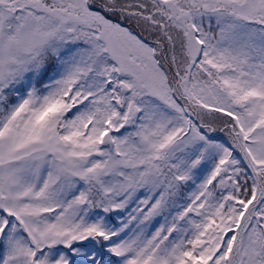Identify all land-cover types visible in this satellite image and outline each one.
Wrapping results in <instances>:
<instances>
[{"label":"snow or ice","instance_id":"6c2138e0","mask_svg":"<svg viewBox=\"0 0 264 264\" xmlns=\"http://www.w3.org/2000/svg\"><path fill=\"white\" fill-rule=\"evenodd\" d=\"M0 264H264V0H0Z\"/></svg>","mask_w":264,"mask_h":264}]
</instances>
